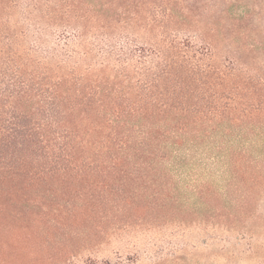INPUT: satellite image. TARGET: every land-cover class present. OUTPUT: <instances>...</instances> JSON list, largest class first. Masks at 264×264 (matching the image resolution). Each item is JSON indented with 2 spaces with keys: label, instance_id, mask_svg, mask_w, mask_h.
<instances>
[{
  "label": "trees",
  "instance_id": "obj_1",
  "mask_svg": "<svg viewBox=\"0 0 264 264\" xmlns=\"http://www.w3.org/2000/svg\"><path fill=\"white\" fill-rule=\"evenodd\" d=\"M263 7L0 0V264H77L138 209L264 199Z\"/></svg>",
  "mask_w": 264,
  "mask_h": 264
},
{
  "label": "rangeland",
  "instance_id": "obj_2",
  "mask_svg": "<svg viewBox=\"0 0 264 264\" xmlns=\"http://www.w3.org/2000/svg\"><path fill=\"white\" fill-rule=\"evenodd\" d=\"M172 204L112 221L115 232L80 246L84 252L76 263L264 264V199L254 201L247 213L225 217L206 207L185 213L182 203Z\"/></svg>",
  "mask_w": 264,
  "mask_h": 264
}]
</instances>
